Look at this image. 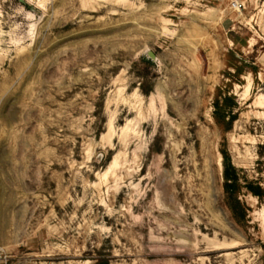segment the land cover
Here are the masks:
<instances>
[{
  "label": "rangeland",
  "instance_id": "rangeland-1",
  "mask_svg": "<svg viewBox=\"0 0 264 264\" xmlns=\"http://www.w3.org/2000/svg\"><path fill=\"white\" fill-rule=\"evenodd\" d=\"M0 264H264V0H0Z\"/></svg>",
  "mask_w": 264,
  "mask_h": 264
},
{
  "label": "trees",
  "instance_id": "trees-1",
  "mask_svg": "<svg viewBox=\"0 0 264 264\" xmlns=\"http://www.w3.org/2000/svg\"><path fill=\"white\" fill-rule=\"evenodd\" d=\"M232 176L229 175L227 172H226V179L228 182L230 183H233L234 182V178H231ZM227 187H230L229 185ZM231 188V187H230ZM260 199H261V194L257 193V192H254Z\"/></svg>",
  "mask_w": 264,
  "mask_h": 264
},
{
  "label": "built area",
  "instance_id": "built-area-1",
  "mask_svg": "<svg viewBox=\"0 0 264 264\" xmlns=\"http://www.w3.org/2000/svg\"><path fill=\"white\" fill-rule=\"evenodd\" d=\"M235 6L238 7V8H242V6H240V5L238 6L237 4H235Z\"/></svg>",
  "mask_w": 264,
  "mask_h": 264
}]
</instances>
